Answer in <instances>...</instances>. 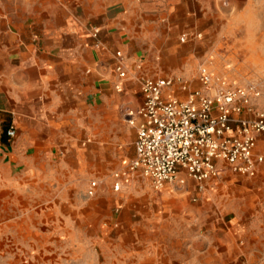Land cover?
<instances>
[{
    "label": "rangeland",
    "instance_id": "rangeland-1",
    "mask_svg": "<svg viewBox=\"0 0 264 264\" xmlns=\"http://www.w3.org/2000/svg\"><path fill=\"white\" fill-rule=\"evenodd\" d=\"M73 2L90 29L120 35L119 81L140 89L142 77H179L186 90L175 81L164 96L183 99L201 87L204 64L232 85L255 84L264 109V0H0V31L41 24L43 11ZM126 108H115L128 126L121 139L82 132L74 142L34 144L29 152L41 156L28 166L37 175L4 174L0 160V264H264V139L254 176L226 168L202 188L190 181L156 191L140 170L127 173L136 130ZM115 172L127 173L117 190ZM91 179L99 182L92 196Z\"/></svg>",
    "mask_w": 264,
    "mask_h": 264
},
{
    "label": "crops",
    "instance_id": "crops-1",
    "mask_svg": "<svg viewBox=\"0 0 264 264\" xmlns=\"http://www.w3.org/2000/svg\"><path fill=\"white\" fill-rule=\"evenodd\" d=\"M66 4L43 11L41 24L0 31V160L7 163L4 174L23 167L25 175H37L28 166L33 156H41L29 152L37 143H70L82 132L100 139L125 137L128 126L115 108L135 109L141 104L135 81H119L112 73L113 51L123 46L118 32L103 29L94 35L93 28L76 18L74 5L78 2ZM117 82L121 90L114 91ZM10 126L16 130L13 139L6 135Z\"/></svg>",
    "mask_w": 264,
    "mask_h": 264
},
{
    "label": "built area",
    "instance_id": "built-area-1",
    "mask_svg": "<svg viewBox=\"0 0 264 264\" xmlns=\"http://www.w3.org/2000/svg\"><path fill=\"white\" fill-rule=\"evenodd\" d=\"M98 29L93 31L96 35ZM115 71L125 77L123 57L115 52ZM199 89L189 90L186 98L164 96V89L179 77H142L141 104L125 109L127 122L136 130L135 155L127 173L140 170L158 191L164 183L184 186L186 177L199 188L218 177L226 168L254 176L263 155L256 152L258 137L264 139V109L256 101L260 91L253 83L230 84L222 76H213L208 68L198 67ZM15 128L6 130L9 138ZM115 172L113 188L120 186L122 175ZM99 182L88 181L87 194H95Z\"/></svg>",
    "mask_w": 264,
    "mask_h": 264
}]
</instances>
